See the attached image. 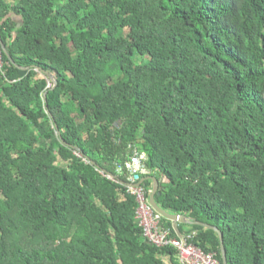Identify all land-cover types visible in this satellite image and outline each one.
I'll return each instance as SVG.
<instances>
[{"label":"trees","instance_id":"trees-1","mask_svg":"<svg viewBox=\"0 0 264 264\" xmlns=\"http://www.w3.org/2000/svg\"><path fill=\"white\" fill-rule=\"evenodd\" d=\"M0 43V264H180L136 219L142 155L160 208L264 264V0H0Z\"/></svg>","mask_w":264,"mask_h":264},{"label":"built area","instance_id":"built-area-1","mask_svg":"<svg viewBox=\"0 0 264 264\" xmlns=\"http://www.w3.org/2000/svg\"><path fill=\"white\" fill-rule=\"evenodd\" d=\"M0 66L1 43H0ZM145 156H134L128 161L126 166L130 170L129 177L132 183L129 184L127 191L134 194L137 198L138 208L136 219L142 227L145 238L157 247L172 246L178 254L180 264H221L215 254L205 253L197 246L189 244L186 238L172 237L170 230L161 225L162 215L152 206L146 195V189L142 185H134L136 174L142 170V161Z\"/></svg>","mask_w":264,"mask_h":264},{"label":"water","instance_id":"water-1","mask_svg":"<svg viewBox=\"0 0 264 264\" xmlns=\"http://www.w3.org/2000/svg\"><path fill=\"white\" fill-rule=\"evenodd\" d=\"M2 48H3L4 52L8 55L7 50H6L4 45H2ZM8 57H9V60L13 63L12 58L9 55H8ZM25 69H28V68H25ZM37 70H41V69L37 68ZM42 72L55 85L57 84V81H56L55 77L51 73L46 72V71H42ZM45 96H46V94H45ZM76 150L79 151V149H77V148H76ZM90 161L93 164H95V162L93 160H90ZM142 171H143V173L149 174L146 178H151L153 180V189H152V192H151V194L149 196L150 203L157 210V212H159L164 217V219H166V220H168V221H170L172 223V228L175 231V233L177 234V236L180 237V234H179L178 229H177V225L178 224L198 225V226H202L204 228L215 230L220 235V239H221V242H222L223 264H227V255H226V250H225V247H224V244H223V242H224L223 241V232L218 227H215L213 225L202 223V222H199V221L190 220V219H188V217L186 215H183V214L168 213L167 211H165L162 208H160L159 205L156 202V199H155L156 194H159L158 184H159V180L160 179L157 178L154 175H151V171L149 169H147L146 167H144L142 169ZM101 172L106 174L107 176H109L111 178H116L117 177L115 174L107 172L104 169H101ZM139 176H140L139 174H136V178H138ZM144 180H145V178H141L140 181L138 183H135L134 185H140ZM164 180L166 181V177L164 178ZM121 182L122 183H126L124 181H121Z\"/></svg>","mask_w":264,"mask_h":264}]
</instances>
